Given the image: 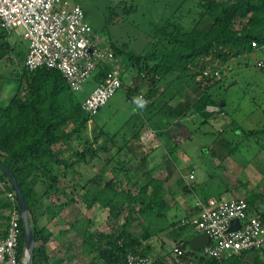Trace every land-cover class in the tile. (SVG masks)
Masks as SVG:
<instances>
[{
    "label": "rangeland",
    "instance_id": "rangeland-1",
    "mask_svg": "<svg viewBox=\"0 0 264 264\" xmlns=\"http://www.w3.org/2000/svg\"><path fill=\"white\" fill-rule=\"evenodd\" d=\"M75 1L83 5L86 20L96 32L105 36L116 47L125 50L119 55L123 85L103 106L96 118L91 119L87 126L80 133L75 134L70 139L68 146L65 147L63 155L71 157L69 161L73 157H78L80 160L78 152L87 148L97 150L95 156L88 154L86 159L76 164L78 171L82 169L80 185L96 171L98 173L97 183H105L114 177L119 187L128 186L134 192H138V189L153 174L152 172L161 168L158 167L159 160L160 163L165 162L167 165L165 168H170V164H180L181 160H191V163L203 161L211 166V173L217 175L216 181H220L219 184H223L225 173L233 171L229 177L235 179L238 177L239 180L237 179L236 182L240 181L241 188H245L246 185L248 192L245 196L263 215L264 44L251 54L245 53L233 58L221 72L220 83L214 88V93L218 98H223L222 109L214 107L217 111L208 121H205L202 114L196 113L194 108H190L205 87L197 82L203 78L201 76L183 80L171 77L165 82H160L157 85V105L148 111L140 109L136 100L139 98V92L147 94L153 84L149 78L143 80L138 66L129 58V53L140 55L152 51L156 40L154 26L163 23L168 17L175 16L188 27L194 25L193 20L198 17L199 13V8L194 7V0ZM211 22L212 19L207 16L202 19L199 26L202 29H207ZM10 40L15 46L14 57L0 60V105L7 104L17 92L19 84L13 78L18 71H22L24 61V57L19 55V52L28 51L30 46V41L24 38L19 31H14ZM95 73L82 89L77 91L83 100L99 84ZM141 83L143 86L130 96L129 88L141 85ZM146 101L151 103L154 98L147 95ZM166 101L168 106L165 105ZM141 121L146 123L142 125L140 131L144 132L153 128L156 132L157 129L163 132L153 135L154 138L152 137L147 142L134 141L131 146L124 148L127 139L131 137V131ZM96 122L101 128L96 126ZM143 126L145 127L143 128ZM73 127L74 124H71L69 129ZM103 129L110 135H107ZM251 130H253L252 133H250ZM226 156L228 159L225 161ZM231 162L236 163L235 165L240 170L244 169L239 173H236L234 169L226 171V165ZM149 165L152 168H149ZM184 166L186 165L184 164ZM56 170L64 175V183L68 185L69 193L76 196V201L63 209L60 213L63 214L61 218H53L49 208L55 207L54 203H60L66 197L53 195L52 198H43V205L40 207V211H43L40 218L42 225L51 223L54 232L58 235L59 230L66 227L68 222L85 215L92 217L95 221L91 229L111 231L122 228L125 214L115 218L109 214L108 208L99 204L91 209L81 196L86 190H82L79 186L76 190L72 189L73 177L76 178L73 172L67 175L68 171L63 170V167L59 168L58 165H56ZM198 172L200 177L203 172L201 167L198 168ZM173 174L174 181L178 182V172L175 171ZM209 174L206 176L212 181L214 175L210 176ZM38 191L42 193L44 186L39 185ZM179 192L185 193L182 188ZM224 197H233L231 191H227ZM188 199L194 205L197 200L196 194L192 191L189 192ZM141 206L139 201L135 202L136 209ZM6 211L8 212V210ZM178 211L176 216L173 215L174 213H167V218H164L166 220L161 221L165 225H169L175 220L177 225L179 224L177 232L184 237V242L188 244L187 235L199 228L192 223L183 225L182 221L190 215L188 216L181 208ZM3 212L5 211L3 210ZM134 215L132 214L133 227L142 231L141 221L139 225ZM158 216L156 214V217ZM142 219L144 220V217ZM82 220L84 219L82 218ZM157 233L159 234L154 231L152 238L149 239L152 240L151 244L155 247V250L150 253L153 257L163 259L164 264L174 263V261L178 264H201L199 258L192 256L189 252H185L183 256H176L174 247L179 243L174 241L171 235H163L159 238L160 234L157 235ZM66 239L65 247L57 248L54 245L50 264H89L91 261L93 264H106L93 252L89 253L83 237L76 235L74 228ZM187 247L190 249L189 245ZM197 251L199 254H205L203 249ZM28 261L29 256L27 255L25 264H28ZM238 264H264V249L253 250L246 255L242 254Z\"/></svg>",
    "mask_w": 264,
    "mask_h": 264
},
{
    "label": "trees",
    "instance_id": "trees-1",
    "mask_svg": "<svg viewBox=\"0 0 264 264\" xmlns=\"http://www.w3.org/2000/svg\"><path fill=\"white\" fill-rule=\"evenodd\" d=\"M194 2V7L199 8L198 17L193 20L194 25L188 27L181 19L175 16L168 17L163 23L154 26L156 38L154 49L140 55L130 52L129 58L138 66L143 80L149 78L153 84L148 93H144L146 97L149 95L154 98V101L148 102L144 108L148 111L157 105V85L160 82H165L171 77L177 80L203 77L204 79L197 82L205 87L190 108H194L196 113L202 114L205 121H208L216 112L210 111L209 105L222 109L223 98H218L214 93V88L220 83L216 71L223 72L230 60L245 53L251 54L264 44V0H194ZM207 16L212 22L207 29H202L199 24ZM11 34L0 20V60L14 57L15 46L10 40ZM253 41L258 45L254 46ZM111 45L118 56L125 52L113 42ZM26 51L19 52V55L24 57L23 68L13 78L19 84L17 92L7 104L0 105V162L14 173L28 200L29 217L36 240L34 264H50L49 243L53 238V231L40 223L43 214V211H40L42 199L52 198L53 195L66 197V200L54 203L55 207L49 208L53 218L76 201V196L67 191L64 175L56 170V165L64 164L69 167L75 162L60 158L56 147L67 143L75 134L80 133L91 119L96 118L103 107L91 117V114L82 108L83 98L70 87L59 69L45 66L30 71L27 68ZM205 71H209L210 76H205ZM105 72L104 67L97 69L95 73L97 81L100 82L104 78ZM141 86L142 83L130 87V96ZM167 103L166 101V106ZM145 123L141 121L131 131L133 139L141 138L140 128ZM71 124H74V127L69 129ZM157 130V134L163 132ZM103 131L110 135L108 131L104 129ZM252 132L253 130L250 131ZM96 153L97 150L87 148L79 152V158L84 160L88 154L95 156ZM0 179L6 182L8 189L16 190L8 174L1 167ZM39 185L44 186L42 193L38 191ZM151 186L152 192L148 194ZM81 196L90 208L99 203L108 208L110 215L115 218L126 215L120 229L92 230L90 228L92 221L88 217L64 229V232H68L75 228L79 236L83 237L89 253L93 252L106 264H129L127 261L129 251L141 250L145 254L152 252L151 243L144 242L152 238L153 232L142 223L140 217L151 211L164 215L168 210L169 205L165 200L160 180L153 178L138 192H134L128 186L119 187L113 177L96 192L86 190ZM136 201L142 204L137 209ZM10 206L11 201L0 190V209L9 210ZM132 214H135L139 222L141 221L142 231L133 227ZM8 222V213L0 214V223L7 226ZM21 226L23 233L20 252L24 255L26 238L23 218ZM178 245L199 258L201 264H238L242 254L251 252L245 251L241 255L218 260L199 254L196 249H188V244L184 241ZM158 263L164 264L165 261L158 259Z\"/></svg>",
    "mask_w": 264,
    "mask_h": 264
},
{
    "label": "built area",
    "instance_id": "built-area-1",
    "mask_svg": "<svg viewBox=\"0 0 264 264\" xmlns=\"http://www.w3.org/2000/svg\"><path fill=\"white\" fill-rule=\"evenodd\" d=\"M0 20L9 33L19 31L30 41L25 58L30 71L45 66L57 68L70 87L78 91L98 68H105L104 78L82 102V108L91 117L123 85L120 57L110 40L91 27L81 3L75 0H0ZM253 45L258 44L253 41ZM215 74L219 77L220 70ZM204 75L210 76L209 71ZM139 98L146 100L143 92L139 93ZM214 107L209 105L208 109L215 112ZM156 134L153 128L148 129L141 134L140 141L147 142ZM183 176L191 183L195 170L187 171ZM0 190L11 201L9 222L5 232L0 233V264H25L28 254L27 251L24 255L20 252L23 215L18 194L16 190L8 189L1 179ZM235 219L240 221V226L230 230ZM188 223L210 237V242L203 248L208 257L222 260L264 248V216L251 207L245 196L199 197L193 213L182 221L183 225ZM185 252L180 245L174 247L176 256H183ZM127 261L129 264H159L156 257L141 250L129 251Z\"/></svg>",
    "mask_w": 264,
    "mask_h": 264
},
{
    "label": "crops",
    "instance_id": "crops-1",
    "mask_svg": "<svg viewBox=\"0 0 264 264\" xmlns=\"http://www.w3.org/2000/svg\"><path fill=\"white\" fill-rule=\"evenodd\" d=\"M96 126L101 128L100 125L97 122H96ZM144 127L145 126H143V128ZM142 132H143V130L141 131V133ZM134 141L139 142L140 139L139 140H135L132 137L128 138L127 142H126V145H124V148L126 146H131ZM69 142L70 141H68L67 143L60 144L56 148L59 150V157L60 158H62L64 160H68V162H75V163H74V165L69 166V167L65 166L64 164H59L58 165L59 168L63 167V170H67L68 171L67 175L70 174V172H73V175L76 177V178L73 177V188H72L73 190L74 189L76 190V188L81 187L82 190H89L91 192H96L105 183H102V184H100V182L97 183V177H98L97 174L98 173L96 171H94L93 175L90 176V178L86 182H84L82 185H80L79 182H81V180H82V177H81L82 169H79L80 171H78L76 169V164L79 161H81V160H79L78 157L77 158L73 157L72 160L69 161V158L71 159V157H68L67 155H63V153L65 151V147L68 146ZM123 150L124 149L122 148V151ZM151 156H152V154H151ZM77 159H78V161H77ZM149 159H150V157L148 158V160ZM227 159L228 158L226 156L225 161ZM183 162H184V164L186 166H184ZM235 164L236 163H234V162H231V163L227 164L226 165V167H227L226 171L234 169V171L236 173H239L240 171H242L244 169V168H242L240 170V168L237 165H235ZM158 165H159L158 167H161L163 169L160 168V169H157L156 171H153V172L151 171L153 174H151V175L149 174L150 178L142 186H144L145 184L149 183L150 180L153 179V178H156V179L160 180V182H161V184L163 185V188H164L165 200L167 201V203L169 205L168 210H166V213L164 215L163 214H158L159 215L158 217H156V214H157L156 211H153V212L151 211V212L146 213V215H144V220L142 219V217H140V218H141L142 223L145 224L146 226H148V228L152 232H154V231L155 232L156 231L159 232L160 235L157 233V235H159V238H161L163 235H166V236L167 235L168 236L171 235V236H173L174 241H176L177 243H179V242L182 243L184 241V237L177 232V230H178L177 226L179 224L177 225V222L175 220H173V222L171 224H169V225H165L164 222H162V221L166 220L164 218H167V216H168L167 213L171 212V213H174L173 215H175V216L178 215L176 213L179 212L178 210L180 208L183 209L187 213L188 216L193 213L196 203L193 205L190 202V200L188 199L189 192H191V191L194 192L196 194L197 199L199 197L203 198V199H208V198H211V197L220 198V197H223L227 191H231L232 196H236V195L245 196L246 192H248V188L245 185V183L247 184V182L244 181L245 182L244 183V185H245L244 187L245 188H241L240 181L236 182L237 179L239 180L238 177H237V179H235L234 177L233 178L229 177V174H232L231 172H233V171H231L230 173H225L224 174L225 177H224V180H223V184H219L220 181L219 182L216 181L217 180V175L211 173V166L208 163L203 162V161H200L198 163H196V162H192L191 163V160H189V161L188 160H186V161H182L181 160L180 164H178V163H176L175 165H171L170 164V168H165V167H167L165 162H161L160 163V160H159ZM199 167H201L202 170H203V172L201 173L200 177H199V172H198V168ZM231 167H233V168L231 169ZM149 168H152V167L149 165ZM192 169L195 170V178L193 179V181L191 183H188L186 181V179L183 177V173H185L187 171H190ZM175 171H177L178 174H179L178 182L174 181V179H173V176H174L173 173ZM206 174L207 175L209 174L210 176L214 175L213 176L214 179L212 178L211 179L212 181H210L209 177L206 176ZM214 181H216V182H214ZM64 184L67 187V191L69 192L70 190H69L68 185L66 183H64ZM178 185H179V188H178ZM140 188L138 190H140ZM181 188L187 194L180 193L179 191L181 190ZM152 189H153L152 186L149 187L148 194H150L152 192ZM245 197H247V196H245ZM65 200H66V198H65ZM97 204H99V203H97ZM96 205L91 207V209H93ZM99 205H101V204H99ZM250 205H251L252 208L256 209L255 206L252 205L251 203H250ZM4 211L5 212H3V210L0 209V214H7L8 213L6 210H4ZM109 214H110V212H109ZM62 215L63 214H59L57 216V218H61ZM85 217H87V216L84 215L81 218L78 217L77 219H75L72 222H68L67 223L68 225L66 227H68L71 224H76V222L82 220V218L84 219ZM88 218L92 221L91 225H90V228H91L92 224L95 221L90 216H88ZM143 221H145V222H143ZM137 222L139 223V220H137ZM43 225L48 226L49 229H51L53 231V238H52L51 242L49 243V249L51 251V262H52V252H53L52 250L55 248L54 245H56L57 248H60V246H64L65 247L66 241H67L66 238L69 236V232L71 230L68 231V232H64V229L66 227H63V229L59 230V233L57 235L54 232L51 223H47V224L45 223ZM139 225H140V223H139ZM5 230H6V226L4 225V223H0V233L5 232ZM92 230H94V229H92ZM75 232H76V235L79 236V234L77 233L76 230H75ZM202 233L203 232L197 230V231L192 232V233L187 235L186 239L188 241L189 248H191L190 244H191V240H193V239H194V242L199 244V245H202L203 243L206 245V243L204 242V241H206V239L204 237L200 236V235H202ZM151 242H152V240H149V241L144 242V243L147 244V243H151ZM151 245L153 246V249H152V252H153L155 250V247H154L153 244H151ZM191 249H194V248H191Z\"/></svg>",
    "mask_w": 264,
    "mask_h": 264
},
{
    "label": "water",
    "instance_id": "water-1",
    "mask_svg": "<svg viewBox=\"0 0 264 264\" xmlns=\"http://www.w3.org/2000/svg\"><path fill=\"white\" fill-rule=\"evenodd\" d=\"M0 167L8 174L9 178L11 179L16 192L18 194V198L20 201L21 209H22V215L24 220V227H25V238H26V251L29 256L28 264H34V250L36 246V240L33 234L32 225L29 217V203L28 200L17 180L14 173H12L3 163L0 162ZM240 226V221L238 219L233 220L232 226L230 230L236 229ZM201 237H204L206 241H204L206 244L210 242V237L206 233H202L200 235ZM191 248H194L196 250H201L204 248L205 244L199 245L194 242V239L191 240L190 244Z\"/></svg>",
    "mask_w": 264,
    "mask_h": 264
},
{
    "label": "clouds",
    "instance_id": "clouds-1",
    "mask_svg": "<svg viewBox=\"0 0 264 264\" xmlns=\"http://www.w3.org/2000/svg\"><path fill=\"white\" fill-rule=\"evenodd\" d=\"M136 103L140 109H144L148 103V101L144 100L143 98H138Z\"/></svg>",
    "mask_w": 264,
    "mask_h": 264
}]
</instances>
